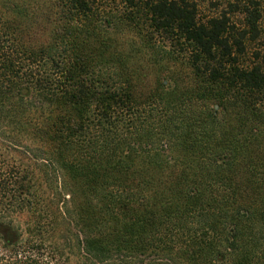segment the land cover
I'll list each match as a JSON object with an SVG mask.
<instances>
[{"label":"trees","instance_id":"trees-1","mask_svg":"<svg viewBox=\"0 0 264 264\" xmlns=\"http://www.w3.org/2000/svg\"><path fill=\"white\" fill-rule=\"evenodd\" d=\"M243 13L237 32L189 0H0V264H264Z\"/></svg>","mask_w":264,"mask_h":264},{"label":"rangeland","instance_id":"rangeland-1","mask_svg":"<svg viewBox=\"0 0 264 264\" xmlns=\"http://www.w3.org/2000/svg\"><path fill=\"white\" fill-rule=\"evenodd\" d=\"M197 6L198 17L201 21H206L209 18L226 15L230 24L234 26L237 32H242L247 29L245 8L250 10L257 7L260 13L258 23L259 34L256 39L251 35H246L244 40L245 52L240 63L245 66H250L253 63V56L257 50L264 46V0H189ZM20 221L22 217L18 218ZM53 235L48 236L47 240H52ZM55 238V237H53Z\"/></svg>","mask_w":264,"mask_h":264}]
</instances>
